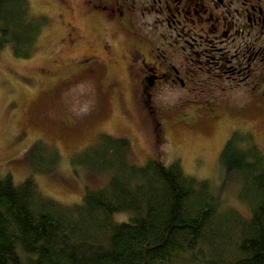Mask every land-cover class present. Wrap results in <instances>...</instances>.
Listing matches in <instances>:
<instances>
[{
  "label": "trees",
  "instance_id": "trees-1",
  "mask_svg": "<svg viewBox=\"0 0 264 264\" xmlns=\"http://www.w3.org/2000/svg\"><path fill=\"white\" fill-rule=\"evenodd\" d=\"M46 21L30 0H0V53L11 43L16 55H31ZM248 134H232L221 151L227 172L240 175L248 216L223 206L210 181L178 159L140 164L126 154L127 137L108 133L73 153L109 173L79 202L51 197L32 175L0 174V264H264V150ZM52 149L41 168L60 159Z\"/></svg>",
  "mask_w": 264,
  "mask_h": 264
},
{
  "label": "rangeland",
  "instance_id": "rangeland-1",
  "mask_svg": "<svg viewBox=\"0 0 264 264\" xmlns=\"http://www.w3.org/2000/svg\"><path fill=\"white\" fill-rule=\"evenodd\" d=\"M30 1L33 12L45 15L47 20L35 49L29 56H18L8 43L0 53V174L10 172L15 182L32 175L51 197L65 204L79 202L86 188L100 187L109 173L75 162L73 153L108 133L127 137L126 154L140 164L149 157L160 158L165 163L178 159L188 174L210 181L219 192L223 206L250 215L251 206L239 193L240 175L232 170L227 172L221 151L231 135L240 130L250 133L264 150V116L257 107L245 109L238 103L240 96L253 102L251 93L240 89L238 94L231 86L224 90L210 89V84H205L208 92H201L199 83L209 79L191 77L184 89L162 91L160 98L171 103L174 106L171 109L179 111L176 114L192 113L186 104L189 101L195 103L191 106H199L198 101L210 98L222 109L196 126L172 119L167 127L168 141L162 152L155 153L152 133L141 117L135 112L130 118L122 115L111 91L98 90L103 78L86 75L62 83L50 71L56 60L71 51L70 10L65 0ZM102 24H106L109 38L119 46L126 34H120L114 21L106 20ZM148 32L150 28L143 27L141 33ZM114 68L115 65L110 70ZM116 70L127 78L122 63H118ZM180 96L186 98V105H179ZM226 100L231 101L227 108ZM38 141L40 145L36 146ZM52 145L58 147L60 159L49 164V168H41L40 165L45 166L52 159ZM115 216L121 219L126 215Z\"/></svg>",
  "mask_w": 264,
  "mask_h": 264
},
{
  "label": "flooded vegetation",
  "instance_id": "flooded-vegetation-1",
  "mask_svg": "<svg viewBox=\"0 0 264 264\" xmlns=\"http://www.w3.org/2000/svg\"><path fill=\"white\" fill-rule=\"evenodd\" d=\"M65 3L72 18L68 32L71 51L56 60L50 71L62 83L86 75L103 78L98 90L111 91L122 115L130 118L135 112L141 117L152 133L155 153L163 151L172 119L196 126L222 109L210 98L198 101L199 106H191L195 103L189 101L186 104L192 113L176 114L179 111L160 98L167 88L184 89L190 77L209 79L199 83L201 92H208L209 84L210 89L231 86L238 94L240 89L248 91L254 101L240 96L238 103L245 109L257 107L264 116V0ZM106 20L114 21L120 34H126L119 46L109 38L106 24H102ZM143 27L150 32L142 34ZM118 63L123 64L127 78L117 74ZM114 65V71L110 70ZM179 98V105L185 104L186 98ZM230 103L224 101V107Z\"/></svg>",
  "mask_w": 264,
  "mask_h": 264
}]
</instances>
